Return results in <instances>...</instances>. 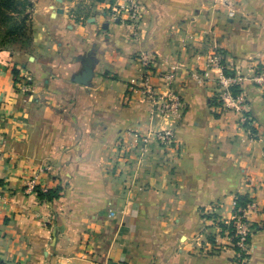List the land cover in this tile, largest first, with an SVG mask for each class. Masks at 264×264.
<instances>
[{
  "label": "crops",
  "instance_id": "obj_1",
  "mask_svg": "<svg viewBox=\"0 0 264 264\" xmlns=\"http://www.w3.org/2000/svg\"><path fill=\"white\" fill-rule=\"evenodd\" d=\"M27 1L26 31L0 47V264H264V91L251 80L264 0H136L133 25L113 18L121 0ZM141 51L179 118L148 114ZM212 54L243 79L246 127L214 104ZM85 65L90 81L75 84ZM165 129L172 145L132 143ZM235 196L253 204L243 262L203 217L230 219Z\"/></svg>",
  "mask_w": 264,
  "mask_h": 264
},
{
  "label": "built area",
  "instance_id": "obj_2",
  "mask_svg": "<svg viewBox=\"0 0 264 264\" xmlns=\"http://www.w3.org/2000/svg\"><path fill=\"white\" fill-rule=\"evenodd\" d=\"M114 19L129 21L133 24L139 19L140 6L136 0H121L118 7L114 10ZM232 16V14H230ZM138 61L142 68L140 80L141 90L145 96V101L148 104V114L150 117L160 116L162 118H179L183 111V104L179 97L171 92L161 94L157 91L153 84V64L155 55L148 51H141L138 54ZM207 63L217 70L221 71L217 79V98L219 100V108L221 112L232 110L239 114V122L241 125L249 123V117L246 112L247 99L241 90L243 79L238 75L225 76L222 73L220 59L217 55L212 54L208 57ZM176 67H171V70L164 74V78L170 84L174 80ZM252 82L257 87L264 91V64L257 65L252 76ZM29 81V79L27 80ZM238 86L239 92L236 95L232 93V87ZM24 92L28 91V86L22 87ZM160 146L172 145L175 142V135L172 129L160 130L146 135L132 133L131 139L135 146L144 152L151 138ZM36 176L27 182L29 189H34ZM233 213L230 219H220L215 217V208L210 206L203 211L204 220H210L224 235L229 246L234 252L237 261L243 262L245 257L250 252L249 239L252 233L251 227L245 218L247 210L253 206L249 203L245 209H235V199L233 200ZM209 217V218H208ZM224 226V229L220 227Z\"/></svg>",
  "mask_w": 264,
  "mask_h": 264
},
{
  "label": "trees",
  "instance_id": "obj_3",
  "mask_svg": "<svg viewBox=\"0 0 264 264\" xmlns=\"http://www.w3.org/2000/svg\"><path fill=\"white\" fill-rule=\"evenodd\" d=\"M97 2H102L103 0H96ZM31 7V4L27 0H0V29L3 30L4 41L6 39H11L13 37H20L26 31V22H27V14L26 11ZM6 42V41H5ZM4 42V43H5ZM223 67L222 63L220 62ZM221 67V68H222ZM224 68V67H223ZM222 68V73L225 76H233V74L227 73ZM13 76L16 78L18 72L13 69ZM239 88L238 86L232 87L233 95L238 94ZM217 106L220 105L219 102H214ZM245 127L247 125H244ZM37 196L39 199L44 201H52L56 200L59 197L60 189L54 190H46L41 191L35 189ZM250 203V200L245 196H235V209H245L246 206ZM209 218V217H208ZM222 229H224L223 225H220ZM209 241H212L210 237H208Z\"/></svg>",
  "mask_w": 264,
  "mask_h": 264
},
{
  "label": "water",
  "instance_id": "obj_4",
  "mask_svg": "<svg viewBox=\"0 0 264 264\" xmlns=\"http://www.w3.org/2000/svg\"><path fill=\"white\" fill-rule=\"evenodd\" d=\"M61 2V0H57ZM92 77V69L89 65H85L83 68V72L74 78V83L78 85H87Z\"/></svg>",
  "mask_w": 264,
  "mask_h": 264
},
{
  "label": "rangeland",
  "instance_id": "obj_5",
  "mask_svg": "<svg viewBox=\"0 0 264 264\" xmlns=\"http://www.w3.org/2000/svg\"><path fill=\"white\" fill-rule=\"evenodd\" d=\"M30 4H31V6H32V2H30ZM30 11H31V7L26 11V14H27V16L29 17V15L31 14L30 13ZM29 20V18H27V21ZM3 37V30L2 29H0V47L1 46H4V42L6 41V42H8L9 41V39H6L5 41H4V38H2ZM13 38H15V37H13ZM16 39V38H15Z\"/></svg>",
  "mask_w": 264,
  "mask_h": 264
}]
</instances>
